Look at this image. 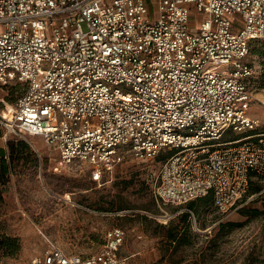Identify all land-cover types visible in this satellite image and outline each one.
I'll return each instance as SVG.
<instances>
[{"label": "built area", "instance_id": "1", "mask_svg": "<svg viewBox=\"0 0 264 264\" xmlns=\"http://www.w3.org/2000/svg\"><path fill=\"white\" fill-rule=\"evenodd\" d=\"M255 39L264 0H0V87H23L0 98V125L40 136L98 184L126 160L158 158L157 199L211 192L227 212L264 176V131L249 113ZM124 237L112 226L87 255L49 240L29 264H127Z\"/></svg>", "mask_w": 264, "mask_h": 264}, {"label": "rangeland", "instance_id": "2", "mask_svg": "<svg viewBox=\"0 0 264 264\" xmlns=\"http://www.w3.org/2000/svg\"><path fill=\"white\" fill-rule=\"evenodd\" d=\"M149 17H156L153 4ZM248 58L255 70L253 94L258 98L249 113L260 120L257 131H264V88L260 87L264 41L251 42ZM21 85L1 86L0 98L13 102ZM230 131L224 138L232 136ZM10 138L27 147L21 145L8 155L7 170L0 175V239L5 242L0 246V264H29L49 240L66 252L94 253L112 226L125 230L119 254L127 264H264V176L252 177L260 189L243 196L235 209L221 212L201 202L194 210L156 198L158 158L126 160L98 184L85 169L61 166L57 151L40 136ZM254 209L259 210L256 215ZM185 212H190L188 219ZM227 221L233 222L232 227L222 229L221 223ZM174 231L183 242L179 238L169 242L167 235Z\"/></svg>", "mask_w": 264, "mask_h": 264}, {"label": "trees", "instance_id": "3", "mask_svg": "<svg viewBox=\"0 0 264 264\" xmlns=\"http://www.w3.org/2000/svg\"><path fill=\"white\" fill-rule=\"evenodd\" d=\"M255 40H259V39H255ZM252 41H253V40H252ZM252 41H251V42H252ZM262 41H263V40H262ZM21 86H22V85H21ZM260 87H263V88H264V71L262 72L261 77H260ZM20 93H21V92H20ZM20 93H19V94H20ZM19 94H18V95H19ZM18 95H17V96H18ZM16 98H17V97H16ZM16 98H15V99H16ZM7 145H8V155L13 154L17 149H19V148L21 147V145L27 147V144L24 143L23 141H14V140H12V139L10 138V136L7 137ZM6 170H7V162H6V159L4 158V159L2 160V162L0 163V175H3V174L6 172ZM259 189H260V184L257 183L256 181H253L252 178H251L250 181H249V186H248V189H247L245 195H246V194H251V193L257 192ZM245 195H244V196H245ZM241 200H242V199H241ZM201 202H203V203H210V204H212V205L214 206L211 192L207 193V194L204 195V196L197 197V198H195V199L189 200L186 204L188 205V207H189L190 209L198 210V206H199V204H200ZM214 207H215V206H214ZM215 208H216V207H215ZM240 211H241L242 213H245V212H246V210H244V208H241ZM258 212H259L258 209H254L252 215H256ZM189 216H190V212H185V213H184V217H185V219H188ZM232 225H233V222H230V221H227V222L221 223V227H222V229H225V228H231ZM167 236H168V240H169V242H171V241H173V240L179 238L177 232H175V231H174V232H169ZM182 238H183V237H180V238H179V240H180L179 242H183V241H182ZM1 242H2V243H1ZM4 243H5V242L2 241V240L0 239V246H1V244L4 245Z\"/></svg>", "mask_w": 264, "mask_h": 264}, {"label": "crops", "instance_id": "4", "mask_svg": "<svg viewBox=\"0 0 264 264\" xmlns=\"http://www.w3.org/2000/svg\"><path fill=\"white\" fill-rule=\"evenodd\" d=\"M32 136H38V135H32ZM51 148V147H50ZM53 149V148H51ZM55 150V149H53ZM8 157V145H7V137L5 136L4 133V127L2 125H0V163L2 162V160ZM58 157V155H57ZM58 165H54L53 168L55 170L58 169Z\"/></svg>", "mask_w": 264, "mask_h": 264}]
</instances>
